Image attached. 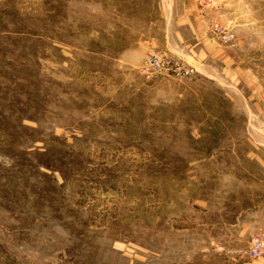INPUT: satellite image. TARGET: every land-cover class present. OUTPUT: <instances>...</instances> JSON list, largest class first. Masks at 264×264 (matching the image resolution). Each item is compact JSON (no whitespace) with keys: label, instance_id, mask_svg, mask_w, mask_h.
<instances>
[{"label":"rangeland","instance_id":"rangeland-1","mask_svg":"<svg viewBox=\"0 0 264 264\" xmlns=\"http://www.w3.org/2000/svg\"><path fill=\"white\" fill-rule=\"evenodd\" d=\"M256 240L264 0H0V264H264Z\"/></svg>","mask_w":264,"mask_h":264},{"label":"built area","instance_id":"built-area-1","mask_svg":"<svg viewBox=\"0 0 264 264\" xmlns=\"http://www.w3.org/2000/svg\"><path fill=\"white\" fill-rule=\"evenodd\" d=\"M170 61L164 58L162 55H152L148 58L146 61V68L148 71H158L162 68H165V66L169 65ZM174 76L181 77L188 74L187 70H182L179 67H176L174 70ZM257 242L254 244V246L249 250V253L252 258H258L262 256L263 253V244L262 242L256 240Z\"/></svg>","mask_w":264,"mask_h":264}]
</instances>
